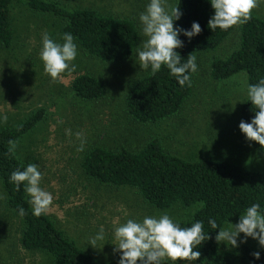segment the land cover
Here are the masks:
<instances>
[{"label": "rangeland", "instance_id": "374dc122", "mask_svg": "<svg viewBox=\"0 0 264 264\" xmlns=\"http://www.w3.org/2000/svg\"><path fill=\"white\" fill-rule=\"evenodd\" d=\"M55 1L65 8L89 7L104 14L130 18L136 24L138 36L135 51L117 64L87 55L74 42L77 56L72 63L76 69L66 71L55 81L44 72L40 51L45 32L51 39L63 43V22L58 16L35 13L14 2L12 42L7 47L0 43V117H8L6 123L0 120V131L22 123L37 108L45 109V119L16 140L15 153L26 165H39L43 174L40 186L53 196L47 214L74 244L106 263L121 255L113 252L114 228L118 224L164 213L174 221L187 220L199 207L197 203L185 206L176 201L168 208L157 209L135 188L87 178L79 164L91 147L112 150L123 147L134 151L157 138L165 151L190 161L226 160L250 170H264V150L247 140L238 127L240 108L247 96L245 73L222 81L210 76L212 59L225 57L236 49L239 25L231 27L228 36L215 49L195 53L198 70L192 92L181 108L158 123L142 124L126 114L124 96L139 77L151 70L140 69L138 64V50H142L146 39L139 14L145 11L149 0ZM174 1L167 0L171 5ZM252 14L264 16V0H259ZM79 72L93 74L102 82V98L84 102L73 97L69 83ZM77 132L85 140L83 151H77L81 143ZM0 197H3L0 199V264H53L50 253L22 247L21 219L8 208L1 179ZM238 220L225 223L223 228ZM101 226L105 240L98 241L94 248L89 245V239ZM240 238L243 233L238 241ZM242 244L260 247L251 237ZM219 248L236 250L238 247L230 248L221 242ZM179 264L201 263L179 261Z\"/></svg>", "mask_w": 264, "mask_h": 264}, {"label": "trees", "instance_id": "16d2710c", "mask_svg": "<svg viewBox=\"0 0 264 264\" xmlns=\"http://www.w3.org/2000/svg\"><path fill=\"white\" fill-rule=\"evenodd\" d=\"M21 4L39 14H53L63 22L61 32L70 33L74 42L91 57L110 63H120L129 57L137 46V27L127 17L104 14L93 8H65L55 0H0V43L9 46L13 37L11 9ZM14 5V6H15ZM182 16L174 20L178 26L190 30L193 22L199 23L202 31L190 40L183 33L179 39L183 47L176 49L186 62L197 51L215 49L228 36V30L212 31L207 22L214 14L210 0H175ZM239 42L225 57H214L210 63V76L222 81L243 72L246 85L264 79V16L252 14L245 24L239 25ZM191 86L181 87L176 77L166 66L156 74L149 70L139 77L124 96L125 112L133 120L142 123H158L177 112L190 96L195 73H189ZM74 98L84 102L98 100L104 95L102 82L93 74L75 73L69 83ZM255 115L248 95L240 108V121L250 122ZM45 119V109L37 108L26 120L16 126L0 131V179L6 193V204L17 215L23 207L27 213L21 219V245L26 250L45 251L52 255L53 264H118L119 259L101 263L79 248L57 227L46 213L32 215L29 196L24 184L11 182L14 170H23L27 165L8 154V141L18 140L39 121ZM258 149L261 146L251 141ZM87 178L99 183L126 185L135 188L152 207L168 208L179 201L183 205L199 204L187 220L175 221L180 227H190L196 221L203 222L204 233L209 239L194 251L201 253L192 262L201 264H264V248H252L241 244L236 250H223L215 241L219 229H211L208 221L215 220L220 228L244 214L253 203L261 205L264 212V170L254 171L226 160L201 158L190 161L168 153L157 138L148 140L137 150L121 148L112 150L94 146L87 150L79 164ZM203 205V207H201ZM260 252L255 259L252 253ZM162 264H179V261H163Z\"/></svg>", "mask_w": 264, "mask_h": 264}, {"label": "clouds", "instance_id": "9594fccd", "mask_svg": "<svg viewBox=\"0 0 264 264\" xmlns=\"http://www.w3.org/2000/svg\"><path fill=\"white\" fill-rule=\"evenodd\" d=\"M214 14L207 22V26L216 29L228 30L233 26L243 25L252 18L253 9L259 6V0H210ZM182 12L178 5H171L167 0H149L145 11L139 14L142 25V34L146 37L142 50H138V64L140 69H151V74L166 66L170 74L176 77L181 87L191 86L189 73L198 70L196 57L188 56L182 62L180 54L176 51L183 47V41L178 37L181 33L189 40L198 35L202 29L197 22L191 24L190 30L174 27V20H179ZM77 56V46L73 36L65 33L63 43L51 39L47 32L42 34V48L40 59L43 61L44 72L52 80H58L63 73L73 72L76 65L72 63ZM247 95L255 115L250 122L241 120L239 129L249 141L257 142L264 148V79L256 84H249ZM7 115L0 120L7 122ZM67 134H71L67 130ZM76 137L81 141L77 151L84 149V137L80 132ZM8 154L13 155L17 147L14 140L8 141ZM43 174L37 163H29L23 170H14L10 180L17 186L24 184V191L30 197L32 215L39 217L46 214L53 201L50 192L41 188ZM3 197H0L2 199ZM203 207V205H201ZM18 214L23 217L27 213L23 207ZM211 229H219L215 235L217 244L223 242L230 248H237L251 237L257 240L264 248V212L259 203L247 207L244 214L239 216L237 223L220 228L215 220L208 221ZM243 233V238L238 237ZM209 239L204 233L203 222L196 221L190 227H180L167 213L156 216H145L142 221L128 219L114 228L115 247L113 252L121 253L118 264H162L166 259L171 261H194L200 258L201 253L193 249L203 241ZM104 228L89 239V245L96 248L98 241H104ZM255 259L260 258V252L252 253Z\"/></svg>", "mask_w": 264, "mask_h": 264}]
</instances>
